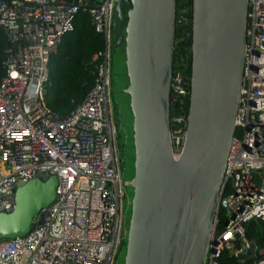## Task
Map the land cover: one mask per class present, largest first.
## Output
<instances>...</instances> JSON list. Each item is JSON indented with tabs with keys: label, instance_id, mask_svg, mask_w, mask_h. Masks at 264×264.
I'll use <instances>...</instances> for the list:
<instances>
[{
	"label": "built area",
	"instance_id": "1",
	"mask_svg": "<svg viewBox=\"0 0 264 264\" xmlns=\"http://www.w3.org/2000/svg\"><path fill=\"white\" fill-rule=\"evenodd\" d=\"M85 2L0 0V213L13 208L12 190L38 174L57 180L44 223L22 238L1 241L0 264H113L121 241L125 184L107 109L114 1L89 8ZM79 11L89 16L103 48L93 57L100 61L92 87L70 115L58 117L43 100L47 64ZM182 22L183 16L174 17L175 27ZM246 27L234 134L213 219L215 243L204 264H220L223 252L237 264H264V247L245 233L251 221L264 225V0H248ZM171 81L172 93L184 96L180 76ZM184 131L183 116L173 115L169 139L175 158Z\"/></svg>",
	"mask_w": 264,
	"mask_h": 264
},
{
	"label": "water",
	"instance_id": "2",
	"mask_svg": "<svg viewBox=\"0 0 264 264\" xmlns=\"http://www.w3.org/2000/svg\"><path fill=\"white\" fill-rule=\"evenodd\" d=\"M113 1L111 28L114 44L124 47L128 86L122 94L132 118L134 165L124 264H204L215 243L213 219L234 134L248 0H191L188 108L176 158L168 113L175 0ZM56 185L54 175L41 173L12 190L13 208L0 213V242L44 223Z\"/></svg>",
	"mask_w": 264,
	"mask_h": 264
},
{
	"label": "trees",
	"instance_id": "3",
	"mask_svg": "<svg viewBox=\"0 0 264 264\" xmlns=\"http://www.w3.org/2000/svg\"><path fill=\"white\" fill-rule=\"evenodd\" d=\"M70 2L71 0H63ZM86 3V2H85ZM86 8L92 4H84ZM191 0H175V17L181 15L184 22L174 25L173 49L171 59V78L179 75L184 82L185 95L176 96L169 91V130L170 119L180 114L185 120L189 97L190 76V28ZM127 9L123 10L125 14ZM72 32L61 38L55 54L47 64L48 82L44 88L43 100L46 108L58 117H67L79 105L92 87L99 59H93L103 48L102 37L96 33L89 16L79 11L72 22ZM4 38L0 32V79L3 76ZM246 238L259 247H264V225L249 222L245 227ZM220 264H237V258L222 253Z\"/></svg>",
	"mask_w": 264,
	"mask_h": 264
},
{
	"label": "rangeland",
	"instance_id": "4",
	"mask_svg": "<svg viewBox=\"0 0 264 264\" xmlns=\"http://www.w3.org/2000/svg\"><path fill=\"white\" fill-rule=\"evenodd\" d=\"M113 38V33H112ZM122 47H113L110 52L109 102L111 125L114 129L113 146L120 180L125 184L122 199L120 222V244L116 250L113 264H124L125 243L130 216L132 189L128 187L134 175L133 142L131 138V117L127 110V102L121 90L126 86ZM172 82V81H171ZM171 84V83H170ZM109 114V112H108ZM225 219V216L223 217Z\"/></svg>",
	"mask_w": 264,
	"mask_h": 264
},
{
	"label": "crops",
	"instance_id": "5",
	"mask_svg": "<svg viewBox=\"0 0 264 264\" xmlns=\"http://www.w3.org/2000/svg\"><path fill=\"white\" fill-rule=\"evenodd\" d=\"M120 28V32H121V34L123 33V30H124V26L122 25V26H120L119 27ZM111 32H112V28H111ZM113 33V32H112ZM112 36V35H111ZM116 37H117V34L116 33H114L113 34V38H112V41H111V50H112V48L113 47H122V55H123V61H124V47H123V43L120 45V46H117V45H115L114 44V41H115V39H116ZM111 52V51H110ZM109 69H110V62H109ZM109 76H110V70H109ZM124 76H125V78H126V75H125V66H124ZM128 86V81H127V78H126V86L124 87V88H122V90H121V92L123 91V90H125L126 89V87ZM125 96V95H124ZM125 98H126V102H127V110H128V112H129V108H128V98L125 96ZM129 114H130V112H129ZM130 117H131V114H130ZM131 122H132V118H131ZM132 133V132H131Z\"/></svg>",
	"mask_w": 264,
	"mask_h": 264
}]
</instances>
